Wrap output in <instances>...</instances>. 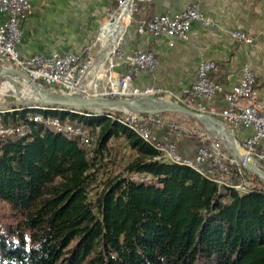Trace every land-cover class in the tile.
Here are the masks:
<instances>
[{"label": "trees", "instance_id": "1", "mask_svg": "<svg viewBox=\"0 0 264 264\" xmlns=\"http://www.w3.org/2000/svg\"><path fill=\"white\" fill-rule=\"evenodd\" d=\"M83 113L0 114L3 123L29 131L0 139V202L10 211L0 218V264H264L259 178L247 193L220 187L189 167L162 162L160 151L119 121ZM35 115L89 129L95 147L30 121ZM118 139L135 157L92 196L102 171L118 159L110 147ZM192 139L178 142L183 157L192 159L201 146L185 154ZM131 174L157 181H134Z\"/></svg>", "mask_w": 264, "mask_h": 264}, {"label": "built area", "instance_id": "2", "mask_svg": "<svg viewBox=\"0 0 264 264\" xmlns=\"http://www.w3.org/2000/svg\"><path fill=\"white\" fill-rule=\"evenodd\" d=\"M151 1L153 0H115L114 5L108 9L110 20L105 22L99 30L97 41L101 48L96 55L91 51L97 46L94 43L79 53H55L49 57L42 54L22 57L19 51L23 39L22 23L30 13L31 0H0V14L8 17L0 26V67L15 68L25 73L34 82L59 93H79L84 98L170 97L174 102L189 109L216 117L229 126L235 135L239 128L252 129L253 133L243 143L238 142L239 149L246 161L264 170V113L256 104L240 107L242 99H252L255 94L256 76L250 68L245 70L241 82L229 92H225L223 86L212 77V74L218 70L216 63L207 60L199 62L195 82L179 96L155 85L143 90L135 86V79L142 72L154 73L159 66V59L153 52L139 50L132 55H126L124 52L129 26L133 23L141 6ZM123 15L125 20L122 22L121 38L104 61L102 68L104 73H97L89 86L88 82L93 77V72L101 59L104 27L106 23H114ZM195 23L205 27L215 26L201 14L196 4H191L176 15L154 14L139 20L136 32L139 35L150 34L155 38L165 35L188 40L190 29ZM233 38L238 44L254 43V37L249 33L235 31ZM123 67L124 72H117V69ZM217 95H224L228 103L227 108L222 111L209 108L203 103L205 99H211ZM15 110L0 109V114ZM123 113L121 117H118L114 110H107L96 115L106 116L128 126L142 140L162 153L159 158L162 162L189 167L220 187H229L240 193H247L254 187L255 176L243 169L236 159L229 157L217 141V137L208 131L174 125L166 121L165 115ZM29 120L42 124L54 132L76 138L86 148L95 147L97 135L68 120L42 115H35ZM163 130L165 132L160 140L157 133ZM28 134L26 127L7 125L0 120V139L12 136L26 137ZM185 137H196L201 143L192 159L183 157L178 151V142ZM128 176L131 180L138 182L157 181V178L146 174Z\"/></svg>", "mask_w": 264, "mask_h": 264}, {"label": "crops", "instance_id": "3", "mask_svg": "<svg viewBox=\"0 0 264 264\" xmlns=\"http://www.w3.org/2000/svg\"><path fill=\"white\" fill-rule=\"evenodd\" d=\"M113 4L114 0H31L30 13L22 23L21 56L49 57L55 53L83 51L99 33L108 17L106 11ZM191 4H196L215 26L193 24L188 40L165 35L155 38L136 32L139 20L154 14L176 15ZM136 18L127 31L125 54L150 51L159 59L154 73L142 72L135 79L136 87L143 90L155 85L179 96L195 82L199 62L207 60L216 63L218 70L212 77L229 92L250 68L256 76L255 94L252 99H242L240 107L256 104L264 113V0H153L141 6ZM7 19V15L0 14V26ZM235 31L251 34L254 43H236ZM124 71V67L117 69V72ZM203 103L218 111L228 105L224 95L205 99ZM252 133V129L239 128L237 141L243 143ZM125 145L135 157L136 153L126 141ZM184 153L195 154L191 149Z\"/></svg>", "mask_w": 264, "mask_h": 264}, {"label": "water", "instance_id": "4", "mask_svg": "<svg viewBox=\"0 0 264 264\" xmlns=\"http://www.w3.org/2000/svg\"><path fill=\"white\" fill-rule=\"evenodd\" d=\"M0 79L6 81L15 96L27 105L23 106L22 110L34 109L79 115H83V111L86 110H90L94 114L114 110L145 115L178 114L189 117L200 123L210 134L225 141L240 166L264 183V170L244 159L235 133L229 126L212 115L197 112L176 102L154 96L110 99L84 98L79 93L63 94L34 82L25 73L11 67H0ZM21 84H25L29 88L30 93L27 96L21 92ZM15 111H20V109Z\"/></svg>", "mask_w": 264, "mask_h": 264}, {"label": "rangeland", "instance_id": "5", "mask_svg": "<svg viewBox=\"0 0 264 264\" xmlns=\"http://www.w3.org/2000/svg\"><path fill=\"white\" fill-rule=\"evenodd\" d=\"M114 3H115V0H114ZM109 7H111V6H109ZM109 7H108V9H109ZM108 9L106 11L107 12L106 16H108V17L104 21V23L107 22L108 20H110V15L108 13ZM140 12H141V9L138 12V14L134 17V19H137L136 17L138 15H140ZM98 35H99V33L92 39V41L89 44L90 46L94 45V43L97 44V46H95L91 50L92 53L95 55L99 52V50L101 48L100 43H98V41H97ZM119 39H120V36L115 39V42H113L111 44V46L115 45ZM89 45L87 47H89ZM85 49H83V51ZM100 53L102 55V50ZM104 59L105 58H101L100 63L103 64ZM20 90L26 96L30 93L29 88L25 84L20 85ZM157 97H159V96H157ZM160 98H165L167 100L173 101L170 97H166V96H161ZM15 106L16 107H22V106H27V105L15 96V94L13 93L11 88L8 86L6 81H4L3 79H0V109H13V107H15ZM166 121L171 122L174 125H178L180 127H185L187 129H197L198 128L201 130H206L200 123H198L194 119H191V118L186 117V116L178 115V114L167 115ZM192 140H193L192 142L188 143L189 144L188 149H191V150H192L193 146H196V143L199 142V140L196 137H193ZM217 141L220 142L222 148L226 151V153L228 154L229 157H233L234 159H236L225 141H223L222 139H219V138H217ZM110 147H113L112 148V149H114L113 151H117V152L119 151L117 154L118 159H116L113 164L109 162L110 163L109 166H107L106 169L104 171H102V173L100 174V176L98 178V182H97L96 186L93 187V189L91 190L92 196H94L96 193H98V191H100L104 181L107 178L118 175L120 173H123L124 165H126L134 156V154L125 145L124 139L112 140L110 143ZM124 176H126V174H124ZM9 215H10L9 207L5 203L0 202V218L1 217L3 218L5 216L9 217Z\"/></svg>", "mask_w": 264, "mask_h": 264}, {"label": "bare ground", "instance_id": "6", "mask_svg": "<svg viewBox=\"0 0 264 264\" xmlns=\"http://www.w3.org/2000/svg\"><path fill=\"white\" fill-rule=\"evenodd\" d=\"M123 20H125V16L124 15L120 19L115 21L114 23H107L105 25L104 32L102 34V39L104 40V42H103V47H102L103 48L102 49V55L100 53L101 58H105L106 59V57L109 55V53L112 50V48L115 46V45L111 46V44L113 42H115V39L117 37L120 36V38H121V34L123 33V27H122ZM105 59H104V61H105ZM100 61H101V59H100ZM104 61H103V64H104ZM101 64L102 63L99 62L98 66L96 67L95 71L93 72V77L88 82L89 86L92 84L91 81L93 80L94 76L97 73H100V74L104 73V71L102 70L103 64L102 65Z\"/></svg>", "mask_w": 264, "mask_h": 264}]
</instances>
